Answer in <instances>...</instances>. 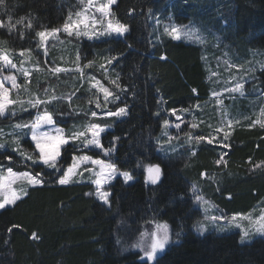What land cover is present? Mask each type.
Here are the masks:
<instances>
[{"label": "trees", "instance_id": "16d2710c", "mask_svg": "<svg viewBox=\"0 0 264 264\" xmlns=\"http://www.w3.org/2000/svg\"><path fill=\"white\" fill-rule=\"evenodd\" d=\"M7 3L13 23L25 19L11 32L0 28V43L12 52L37 53L36 32L58 28L70 13L73 0ZM130 8H135L131 16ZM159 10L176 24L194 22L216 36L234 59L244 62L251 52L261 53L264 65V0H118L111 11L129 32L122 39L80 42L78 50L82 56L85 53V63L99 53H106L109 59L116 57L111 73L125 91L119 88L116 102L103 110L90 105L76 114L72 104L62 100H53L47 110L62 127L94 121L110 128L100 138L103 147L110 149L107 155L103 151L74 150L69 145L65 157L69 163L73 152L80 151L114 163L119 171L129 172L133 181L124 184L118 179L111 184L110 206L103 207L94 195H85L93 192L89 183L59 185L49 179L44 185L28 187V196L0 211V264H140L135 248L140 226L151 221L167 223L177 240L152 264H264V238L241 244L235 232L199 235L193 227L202 218L195 205L197 195L227 215L247 213L264 197V168L253 167L264 161V127L239 123L223 143L230 144V149L219 143L209 144L206 125L191 127L198 118L196 104L212 92L204 52L200 45L156 36L150 21ZM0 17L8 23L3 11ZM29 20L31 28L27 27ZM91 47L94 54H87ZM162 55L167 59L161 60ZM253 81L260 97L264 67L254 72ZM33 84L14 88L11 98L26 100L37 95L44 101L57 95L48 93L51 80ZM16 107V115L7 120H24L29 113L38 112H20ZM120 107L127 110L123 119L87 118L90 110L102 114ZM172 109H176V115H172ZM44 110V105L39 108V112ZM180 112H184L180 120L173 118ZM165 120L180 124V128L168 130L175 143L171 157H163L158 151L157 140L165 131ZM198 136L205 139L198 140ZM23 145L29 147V142L23 141ZM225 152L226 164L218 166L215 162ZM0 163L9 164L6 160ZM141 163L160 167L156 184L147 183L144 167H138ZM40 167L29 161L20 164L19 170ZM34 232L37 239L32 238Z\"/></svg>", "mask_w": 264, "mask_h": 264}, {"label": "rangeland", "instance_id": "374dc122", "mask_svg": "<svg viewBox=\"0 0 264 264\" xmlns=\"http://www.w3.org/2000/svg\"><path fill=\"white\" fill-rule=\"evenodd\" d=\"M101 2L102 0H94L93 7L86 10L87 0H73L72 8L69 14L72 15L73 20L77 18V12H80L82 16L86 15L91 17V14L95 12V7H98ZM161 13L162 10L154 11L153 17L150 21L152 32L156 36H166L171 38L170 36L165 34L164 26L175 24L177 26H188V28H185V31H187L188 29H196L197 34L204 41L201 44L195 42L194 40L187 39L184 36H181L180 39H174L202 46L204 52L205 68L208 73V79L211 84L212 92L207 99H205L202 103L196 104L195 106V111L198 117L196 119V125L201 123L206 125V127L209 129L208 136L211 138H209V140H212V142L214 143H219V141H223V143L227 142L232 129L241 122H244L248 127H252L255 124H264V115L261 114L262 109H264V102L262 100L263 97H259L257 95L258 89L253 81L254 72L260 69L262 64L263 57L261 53L259 54L251 52L247 60H245L244 62L239 61L237 59H234L233 54L228 50L227 47L222 46L217 41V39L215 38L216 36L214 37L211 34H208L207 31L201 29L200 26H198L196 23L190 22L185 24H176L169 19L168 15H163ZM68 16L66 17V19L68 18ZM96 16L97 18H99V13H96ZM157 18L159 19V23H157ZM160 18H162V20H160ZM65 20L58 28H62ZM80 28L82 31L88 32V35H81L79 37L73 35L69 37L67 33H63L61 31L60 33L56 34L58 38L48 37L43 45L40 44V38L38 37L37 53L12 52L0 43V55H7L12 63L16 65V68L14 69L5 68L3 66V62L0 61V75H7L9 73L15 75L17 77V83L19 87L30 83H34L33 85H37L45 83L47 80H51L53 84L49 86L48 93H56L57 95L54 96L55 99L50 100L49 98H47L44 100L49 101V104L47 106L51 105L50 103L53 100H62V102H68L72 104V108L74 110L73 112L76 114L80 113L82 110L85 111V109H89L90 105L93 106V108L96 107L97 99L103 102L102 93H98V89L92 87V84H94L95 81L92 80L91 77L95 76L96 80H99L105 87H108L111 91H113V97H110L109 99L112 101L111 103H115L117 100L116 97L117 93L119 92V88H117L115 84L111 83V81H116V79L115 75L111 73V64L108 63L110 57H108L106 53H99L93 60L90 61L92 62L91 66L85 67V65L88 64L82 61L83 56L85 57V53L83 56L82 54H80L78 50V44L80 42H100L111 38L122 39L123 37H118L115 34L111 36H100L97 34L90 39L89 35H92L91 24H89V27L87 29H85L83 25H81ZM97 28H99V25H97ZM94 52V47H91L87 50V54H94ZM77 57H79V59ZM101 65H104V69L100 67ZM55 67L66 69L67 71L54 73L51 71V69ZM249 68H255V71H247ZM20 69H23L29 73L27 79H25L23 72L20 71ZM241 77H243L245 81L243 87L244 95H241L240 92L229 94L228 92L224 91L225 88L234 87L235 82L237 80H240ZM103 79L108 84L103 83ZM5 86L11 88V85L7 82L5 83ZM14 90L15 89L12 88L11 94ZM71 92L75 93L71 94ZM77 92L82 93H79V95ZM213 92L220 94L222 103L217 102L216 97L213 96ZM37 99H39L38 96L33 95L32 98H28L26 100H16V104L18 105V107H16V110L25 113L33 110V108L30 107V102ZM107 105H105V107ZM14 106L11 107L14 108ZM22 107L27 109V111L22 110ZM41 107H43V105H41ZM40 113L42 114L43 112ZM36 114L37 112H32L31 116L34 117ZM183 114L184 112H180L177 116L180 117ZM125 116L126 114L120 117H107L103 113H98L97 117H92L90 111L87 118L94 120H97L95 118H114L116 120H120ZM8 117H11L8 113H6L5 116L0 117V143H4L10 151L12 148L17 147L14 142L19 138L20 145L23 148H29L23 145V141H27L29 142V144L31 143L30 129H16L14 125L16 123L27 121L30 119V117L24 120V117L22 119L14 118L7 120ZM173 118H176V116ZM254 121L257 122L253 123ZM4 122L6 124H4ZM249 122L251 123V125ZM89 123L97 122L85 121L78 124H70L69 126L63 128L65 129V133L67 135H70L73 131H83ZM175 125L176 124L170 123L168 125H164L163 128H165V131L161 136H159L157 140V143L159 144L158 151L163 157L172 156L170 153L174 150L175 143L168 130L170 128L174 129ZM57 126L60 125L57 124ZM48 127L49 126L45 125L41 130L45 131L48 129ZM100 127L104 129V131L100 135L101 138V136L110 128L107 126ZM226 134L227 138L225 139ZM90 138L91 137L89 135V139ZM87 150H94L97 152L101 151L100 149H97L95 148V146L91 145L87 148ZM29 151H31V149H29ZM75 154L85 155L86 153L78 151ZM106 163L109 162L106 161ZM88 167L93 168V173H83L82 176H75L72 178L73 182L71 183L91 184V179H94L95 173L99 172V166L88 165ZM118 179L124 184H129L133 181V179H131L130 181L125 182L123 177L117 174L116 176H113L111 179H109L107 183L103 185V188L109 192L110 185ZM10 187L22 197V190L30 186L27 185L26 180H24L23 178H16L15 181L11 183ZM92 187L94 192L95 185H92ZM94 197L98 202L102 203L96 198L95 195ZM195 203L196 208L200 211L202 216L199 222L203 223L204 225L203 231H197L195 228L194 231L197 234L204 235L206 233H214L217 235H221L235 232L238 234V240L241 244L250 243L256 238H264V232H259L256 230L259 227V223H257L259 217L264 215V197L250 211H248L247 213H240L249 216V219H242L241 217H237V219L231 223H229V221H231L234 214L227 215L217 207H215L212 203H210L211 206H209L206 204L198 203L196 199ZM10 206L12 205H9L7 207ZM206 215L208 218H206ZM221 215H223L222 219H218L216 221H212L210 219L213 216L220 217ZM156 222L165 223L160 221H151L146 222L142 226H140V233L138 235L137 244L135 247L139 252L140 257L143 256L141 247L138 246L139 242L141 241V233L154 230V224ZM237 224H239L240 227H237ZM245 229H247L248 235L242 242L241 237L243 234V230ZM169 236V243L165 245V248L163 250L157 253L156 258H158L170 244L177 242V240L171 233L170 227ZM144 239L148 240L149 238L146 236L144 237Z\"/></svg>", "mask_w": 264, "mask_h": 264}, {"label": "snow or ice", "instance_id": "6c2138e0", "mask_svg": "<svg viewBox=\"0 0 264 264\" xmlns=\"http://www.w3.org/2000/svg\"><path fill=\"white\" fill-rule=\"evenodd\" d=\"M94 0H87L86 10L91 9L93 7ZM118 4V0H102L98 7H95V12L89 16H82L80 12L76 13V19L73 20L72 15L69 14L68 18L62 25V28H53L51 31H37L36 36L40 38V44L43 45L48 37L58 38L57 33L61 31L63 33H67L69 37L75 35L77 37L81 35H88V32L82 31L80 26L83 25L85 29L89 27L91 24L92 35H89L91 39L95 35H113L115 34L118 37H125V34L129 32V28L126 24L121 23L119 20L114 18V14L111 9L113 6ZM0 11H3L7 16L8 23H4V19L0 17V28H7L9 32L16 29L17 25H20L24 21V17L16 20L15 23L12 22L13 16L11 13V9L7 3V0H0ZM96 13H99V18H97ZM135 14V8L129 9V15ZM148 15H152V11L149 10ZM157 23H159V19L157 18ZM99 25V28H97ZM27 27L31 28L32 23L29 20ZM185 28L188 26H177L175 24L165 25L164 32L172 39H180L181 36L186 37L187 39L194 40L197 43H203L204 41L197 34L196 29H188L185 31ZM23 36V33H20ZM23 54V53H21ZM79 59V57H77ZM117 59L116 57H112L109 59L108 63L111 64L113 60ZM161 60H166L167 57L162 55L160 57ZM0 61L3 62V66L5 68L14 69L16 65L12 63L7 55H0ZM92 62H89L85 65V67L91 66ZM104 69V65L100 66ZM261 67H264L262 65ZM23 72L25 79L28 78L29 73L23 69H20ZM54 73H60L63 71H67L66 69H62L59 67H55L51 69ZM247 71L254 72L255 68H249ZM83 75V73H82ZM92 80L95 81L92 84V87L98 89V93H102L103 102L99 99L96 100V107L100 109H104L105 105L111 103L112 101L109 99L113 97V91H111L108 87H105L99 80H96L95 76L91 77ZM11 85V88L6 87L5 83ZM111 83L115 84L117 88H120V85L116 83V81H111ZM244 79L243 77L240 80L235 82V86L232 88H225L224 91L229 94L234 92H240L241 95H244L243 87H244ZM19 85L17 83V77L12 75L11 73L7 75H0V117L5 116L8 113L10 116H15L16 112L13 107L17 101L11 99V90L12 88H18ZM121 92L125 90L120 88ZM192 92L198 95L197 89L193 88ZM47 94V93H46ZM213 96L216 97L218 103H222L220 94L213 92ZM261 97H264V91L261 92ZM118 98V96L116 97ZM53 99H55L53 97ZM49 101L43 100H34L30 102V107L33 109H37V114L32 117L31 113H29L30 119L27 121H23L20 123H16L14 127L16 129H30L31 143L29 144V148H23L20 145L19 138L14 142L17 147L12 148L10 151L6 147L4 143H0V149L4 151H0V160H6L9 164L5 165L0 163V211H3L9 205H15L17 201L22 199L21 195L18 194L14 189L10 187L11 183L15 181L16 178H23L26 180L27 185L35 188L36 186L44 185L48 182L49 179L53 180L55 183L59 185H68L73 182V177L82 176L83 173H93V168L88 167V165L99 166V172L95 173V178L91 179V184L95 185L94 192L85 193V195H95L96 198L101 201V207L104 205L110 206V193L103 188V185L107 183L109 179L113 176L119 174L123 177L124 181H130L132 176L129 172H119L116 165L114 163H106L103 159H94L92 155H77L75 151L70 157V163L65 158L67 154V148L69 145H72L74 150L83 151L87 149L90 145L95 146V148L100 149L107 155L110 152V149H105L101 143L100 135L104 131L103 128L99 126L97 123H89L88 126L83 131H73L70 135L65 133V129L63 127L57 126V122L54 120V114L47 110V105ZM41 105H44L45 110L41 114L39 112V108ZM22 110L27 111V109L22 107ZM92 117H97L98 113L95 110H90ZM172 115H176V109L170 110ZM184 111H188L185 109ZM71 114V113H70ZM107 117H120L126 114V109L123 107L117 108V110L112 111L108 110L103 113ZM264 115V109L261 112ZM177 120H180L179 116H176ZM254 121L253 123H256ZM231 123V122H229ZM165 125L169 124L168 120L164 121ZM49 126L47 130L42 131L43 126ZM176 128H180V124L175 125ZM191 127L195 128L196 124H192ZM264 127V124L261 125ZM90 135V139H89ZM227 138V134L225 135V139ZM113 139H116L115 137ZM198 140H204V136L196 137ZM208 143L211 144L212 140H208ZM219 143L223 144V141H219ZM224 148H231L230 144H223ZM31 149V151H29ZM15 153L16 155H13ZM94 155L98 156L99 153H95ZM228 155L227 152L223 153V155L216 160V164L222 165L226 164L225 157ZM19 157V159H17ZM31 162L32 165H40L42 167L39 170L33 168L31 171L25 170L20 171L19 165L25 164L27 162ZM249 162H251V158H249ZM14 165L16 166V170H14ZM65 165H67L65 167ZM138 167H144L146 175V180L152 184H156L159 179L161 169L156 164L148 163L144 165L143 163L138 164ZM254 168H264V161H262L259 165H254ZM6 174V175H5ZM204 175V173H202ZM195 188V186H193ZM23 196H28L29 191L26 188L22 190ZM196 201L198 203L206 204L211 206L209 201L203 200L202 196L197 195ZM237 217H241L242 219H249L250 217L247 215H243L240 213L234 214L231 221L229 223L234 222ZM206 218L207 215H206ZM223 215L220 217L213 216L210 219L212 221H216L218 219H222ZM259 223V227L256 229L259 232H264V215L259 217L257 221ZM240 227L239 224L236 225ZM17 227V226H13ZM197 231H203L204 225L201 222H197L193 225ZM12 228L8 229L10 233ZM248 231L247 229L243 230V234L241 237V241L247 237ZM148 237V240H145L144 237ZM33 239L38 238L37 233L32 234ZM150 241V242H149ZM170 241L169 236V226L167 223H159L156 222L154 224V230L145 231L141 233V241L138 246L141 247L143 252V256L140 257V264H152L154 260H156L157 253L165 248V245ZM7 243V241H5ZM158 264V262H157Z\"/></svg>", "mask_w": 264, "mask_h": 264}, {"label": "water", "instance_id": "95a60500", "mask_svg": "<svg viewBox=\"0 0 264 264\" xmlns=\"http://www.w3.org/2000/svg\"><path fill=\"white\" fill-rule=\"evenodd\" d=\"M147 183H150L149 181H147Z\"/></svg>", "mask_w": 264, "mask_h": 264}, {"label": "bare ground", "instance_id": "6f19581e", "mask_svg": "<svg viewBox=\"0 0 264 264\" xmlns=\"http://www.w3.org/2000/svg\"><path fill=\"white\" fill-rule=\"evenodd\" d=\"M140 259V258H139Z\"/></svg>", "mask_w": 264, "mask_h": 264}]
</instances>
